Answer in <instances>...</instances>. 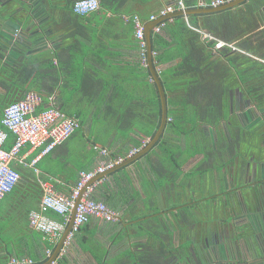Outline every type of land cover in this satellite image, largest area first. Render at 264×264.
I'll list each match as a JSON object with an SVG mask.
<instances>
[{"label":"crops","instance_id":"crops-1","mask_svg":"<svg viewBox=\"0 0 264 264\" xmlns=\"http://www.w3.org/2000/svg\"><path fill=\"white\" fill-rule=\"evenodd\" d=\"M254 1L257 0H244L232 7L235 13L242 11L243 19L247 17L250 21L256 18L259 24L256 29L244 31L246 23H242L234 38L239 36L238 39L242 40L249 37L257 43L255 36L259 33L264 47V0L258 9L253 10L252 6L246 12V6ZM172 3L170 0H152L143 7L138 6V9H143L145 18H150ZM68 6L69 0H0V68L4 66L19 72L14 78L15 84L4 91L0 89V94L13 101L29 90L43 97L52 96L65 113L80 120V128L63 144L40 157L34 165L31 162L40 149L27 146L21 149L17 162H13L17 170L39 165L40 169L34 168V171L51 181L56 191L63 195L71 191L80 171L92 170L104 160L93 150V143L109 148L112 156H125L126 159L132 148H139L143 141L150 139L142 137L136 129L152 127L158 111L157 86L152 75L147 73L148 56L146 65L141 62L132 17L122 11L106 9L79 15ZM184 17L188 22V17ZM175 26L172 17L160 32L151 31V35L156 33L168 42L167 47L157 48L159 53L163 51L165 60L153 66L161 82L162 76L177 65L180 57L189 50L194 52V46L187 41V33H177L176 37L172 35ZM201 40H204L203 34ZM156 55V51H151L152 61ZM81 82H84L83 86ZM168 85L163 84L167 121L171 120V113L179 110L178 102L174 100L177 90H170ZM140 99L143 102L137 105ZM133 114H136L135 120L129 118ZM181 125L185 126V122ZM81 130L83 136L75 141L74 137ZM164 130L161 143L105 176L104 182L93 192L94 197L119 213L117 220L106 222L101 218H91L71 238L58 264H99L94 256L99 255L101 249L106 251L104 260L119 258L126 248L114 250L112 246H121L125 241L132 238L138 240L146 234L147 222H151L146 221L147 216L159 217L158 223L153 225L154 229L164 225L160 227L163 230L161 233L168 234L166 226L169 221L164 214L169 206L165 207L163 200L160 203L163 212L154 214L155 205L162 189L171 184L172 171L176 177L183 172L182 163L187 148L178 144L186 138L184 135H179L174 141V134L166 125ZM163 143H169L175 152L171 155L163 153ZM177 148L179 151H176ZM136 184L141 190L134 188ZM20 188L22 190L16 200L0 206V264H9L12 257L18 256H29L35 264H42L52 256L59 240L50 242L28 226V212H24L23 202L29 190L24 183ZM151 196L152 201L145 205L144 200ZM40 197L33 199L32 209L38 206ZM18 210L22 211L21 215ZM130 223L138 225V230L131 232L132 228L127 227ZM96 241L98 245L93 246ZM46 249L51 251V256L47 257Z\"/></svg>","mask_w":264,"mask_h":264},{"label":"flooded vegetation","instance_id":"flooded-vegetation-1","mask_svg":"<svg viewBox=\"0 0 264 264\" xmlns=\"http://www.w3.org/2000/svg\"><path fill=\"white\" fill-rule=\"evenodd\" d=\"M229 94L226 115L209 123L202 108L201 126L184 138L194 153L184 156L181 178L172 171L166 210V228L180 226V239L154 240L174 247L165 264H264V104L237 86Z\"/></svg>","mask_w":264,"mask_h":264},{"label":"trees","instance_id":"trees-1","mask_svg":"<svg viewBox=\"0 0 264 264\" xmlns=\"http://www.w3.org/2000/svg\"><path fill=\"white\" fill-rule=\"evenodd\" d=\"M151 1L152 0H100L99 9H106L113 12L122 11L129 14L131 17L138 15L140 19L146 23L149 18H145L143 15L144 10L138 9V6L143 7ZM170 1L174 2V0ZM73 2L74 0H69V8H72ZM183 2L188 9L199 7V0H183ZM262 4V0L254 1L251 5L246 6V12L250 10L252 6V9L256 10ZM151 8L149 7V9ZM241 12L242 11L239 12L240 14L238 12L235 13L232 8H228L209 13H193L187 16L188 22H186L183 15H176L173 17L176 26L172 35L176 37L177 33H187V41L189 42V45L194 46V52L189 50L187 54L182 57L179 56L180 58L179 61H177V65L171 68L167 72L168 74L162 76V85L164 84L167 86L169 84L168 86H171L170 90H177L178 94L175 95L176 98L174 100L178 102L179 110L170 114L171 120L167 121L166 124L167 128L173 134L184 135L185 137L194 136L196 134L195 132L198 130V121L204 119L199 113L202 108H205V113L209 116L206 118V121L209 123L222 117V112H226V109H228L229 92L234 89L235 86L242 88L246 95L248 94L249 96H252V98L258 102L259 106L264 104V101L261 102L262 97L264 99V47L260 41L262 36L259 33L256 34L255 40L260 41H257V43H253L249 37L242 40L238 39L239 36L234 38L237 31L241 30L242 23H246L244 31L256 29L259 25L256 18H252L250 21H248L247 17H244L243 19V14H241ZM168 20L169 19L165 20V23ZM202 33H208L215 39H222L230 42L234 44L238 50H231L230 48L223 47L214 51L213 46L215 40H201ZM167 46L168 42L152 32L151 51L157 52V55L153 57V66H157L165 60L164 55L162 54L163 51L159 53L157 48L161 49V47L165 48ZM146 68L148 75L151 76L148 69L149 67L147 66ZM29 72H31V70ZM18 73V71L12 68L1 67L0 89L4 91L5 88L7 89L10 88L9 86L14 85V78ZM83 84L84 82H81V86H83ZM155 89L158 106L156 122L147 130L141 127L136 129L140 132L142 137L151 138L160 124L162 109L161 100L158 89L156 87ZM22 97H24V95L18 96L17 99ZM40 98L42 100L40 107L48 104V97L40 96ZM140 100V103H142L143 99ZM12 101L13 100H10L7 95L0 94V120L4 107ZM59 108L63 110L61 107ZM227 112L224 113V115H226ZM182 122L189 124V126L185 127L184 125H181ZM164 131L154 146L161 143V139L164 137ZM13 141V135L8 132L4 144L5 149H9L13 144ZM137 144L138 143L135 145ZM162 146L163 153H169V155H171L170 153L173 154L175 152L170 148L169 143H163ZM176 151H179V149L177 148ZM34 168L40 169L39 165H35L34 167L24 166L18 169L21 178L17 185L2 198L0 206H3V204H6L11 200H16L19 196V192L22 190L20 187L24 183L25 188L29 190V194L25 195L23 209L25 213L32 209L33 206L31 203L33 199H38L42 193L40 181L45 180L41 177L40 173L37 174L34 171ZM103 182L104 179L99 184ZM99 184L94 188V191H97ZM69 194L70 192H68L67 195ZM91 197L97 199L93 196V193L91 194ZM21 213L22 211L18 210V214L21 215ZM51 216L56 219H61L60 216L55 213H52ZM152 219L158 221L159 217L153 218L147 216L146 221ZM163 226L164 225H159L158 227L160 229V227L162 228ZM159 229L149 227L146 234L150 235L152 238H157L159 233H161V231L163 232V230ZM96 242L98 244V241ZM134 246H140L143 248V251L140 253L132 252L131 249H133ZM169 249H174V247L172 244L168 245L164 241H161L156 247H154V243L147 244L141 242L133 244L125 249V261L121 258H115L114 263L104 260L106 254L104 249H101L102 252L94 257L99 261V264H165Z\"/></svg>","mask_w":264,"mask_h":264},{"label":"built area","instance_id":"built-area-1","mask_svg":"<svg viewBox=\"0 0 264 264\" xmlns=\"http://www.w3.org/2000/svg\"><path fill=\"white\" fill-rule=\"evenodd\" d=\"M230 1L231 0H210L209 2H205L204 0H199L198 5L201 7H216ZM99 6L100 0H74L72 11L79 15H85L99 9ZM181 9H186L183 0H174L172 4L162 7L157 14H152L149 19L154 20L157 17L165 16L167 13ZM132 21L135 28V37L138 40L141 62L146 65L147 44L144 34V22H142L138 15H134ZM164 25L165 22L162 21L153 29L155 32H160ZM202 34L204 39L215 40L213 50H218L223 47L230 48L231 50H238V48L230 42L215 39L208 33ZM41 104L42 100L40 96L35 91L29 90L24 94V97L8 103L4 107L0 120V201L17 185L21 178L13 162H17L18 154L22 148L27 146L40 149L38 156L31 162V164L34 165L40 157L63 144L78 128H80V120L76 116L67 114L61 110L55 103L54 97H48V105L40 107ZM8 132L13 135L14 141L9 149H5L4 144ZM147 142L148 141H143L140 147H144ZM92 148L104 160L92 170L80 171L78 180L71 188L69 195L58 193L51 181H40L42 190L41 197L38 206L30 209L28 212V226L39 232L43 235V238L50 242L58 240L65 230L69 223L76 197L81 188H83L95 175L113 168L125 159V156H112L110 149L100 144L93 143ZM139 148H132L126 156H132ZM103 179L104 178H101L86 187L80 203L77 206L73 226L64 245L58 253V258L65 255L67 245L71 238L84 224L88 223L91 218L96 217L106 222H115L119 217V213L111 209L104 201L91 197L94 188L102 182ZM51 213L59 215L61 219L52 217ZM45 251L47 256H51V251L49 249ZM9 263L35 264L33 259L27 256L12 257ZM50 264H57V258Z\"/></svg>","mask_w":264,"mask_h":264},{"label":"water","instance_id":"water-1","mask_svg":"<svg viewBox=\"0 0 264 264\" xmlns=\"http://www.w3.org/2000/svg\"><path fill=\"white\" fill-rule=\"evenodd\" d=\"M242 1H244V0H231L230 2H228L226 4L219 5L216 7H197V8H193V9L186 8L184 10L181 9V10H177V11L167 13L165 16L157 17L156 19L151 20L144 25V34H145V39H146V44H147L148 66L150 68L153 80L156 83V86L158 88V92H159V96H160V100H161L162 112H161L160 124H159L157 130L155 131L154 135L148 140L146 146L143 149L139 150L133 156L126 158L123 162L115 165L113 168L107 169L104 172L95 175L90 181H88L85 184V186L83 188H81L78 196L76 197L74 207H73L72 212H71V217H70L69 223L67 224L65 230L63 231L52 256L45 263H42V264H50L55 259L59 250L61 249V247L65 243V241H66V239H67V237L71 231L73 223H74L77 206L80 203V200L82 198L83 193L86 190V187L89 186L90 184L96 182L97 180L104 178L105 176H107L111 172L130 164L131 162L138 159L140 156L144 155L147 151H149L154 146V144L158 141V139L160 138L161 134L164 131L165 125H166L167 120H168V114H167V110H166V95H165L163 85L160 81V78H159L156 70L154 69L153 63H152L151 45H150V35H151L152 29L156 25H158L160 22H162L163 20L172 18L176 15L188 16V15L193 14V13H209V12L220 11V10H224L227 8H232L236 5H238L239 3H241Z\"/></svg>","mask_w":264,"mask_h":264},{"label":"rangeland","instance_id":"rangeland-1","mask_svg":"<svg viewBox=\"0 0 264 264\" xmlns=\"http://www.w3.org/2000/svg\"><path fill=\"white\" fill-rule=\"evenodd\" d=\"M122 100H124V99H122ZM141 102V100H139L138 101V103H137V105H139V103ZM134 110H135V108H134ZM128 116H129V114H128ZM129 118H131V119H133V120H135L136 119V114H133L132 115V117H129ZM187 126H189V124H186L185 123V127H187ZM201 125L200 124H197V128L198 127H200ZM214 129V128H213ZM218 130L215 132V136H220V134H221V130H220V128H217ZM215 131V130H214ZM79 136H83V130H81V131H79L78 133H77V135H76V137H74L75 139V141H79ZM179 135H177V134H174L173 135V140L175 141H177L178 140V137ZM179 146H181V147H185V144H184V140L183 141H180L179 143ZM194 152V150H191V149H188L187 148V151H186V154H188V153H193ZM185 154V155H186ZM184 155V156H185ZM183 176V172H180V174H179V177L178 178H181ZM173 179V178H172ZM173 182V180H171V183ZM134 183H136V181H134ZM181 184H182V182H181ZM134 188H137V189H140L141 190V188H140V186L139 185H134ZM175 190L176 191V187H173V186H171L170 184H168V185H166V188L163 190L162 189V191L160 192L161 194H159V201H157V205H155V209H156V213H154V214H159V213H162L163 211H161L160 210V203H162L163 202V200L166 202L165 203V207L168 205L169 207L170 206H173L174 205V203H172L171 202V200H170V198L168 197V195H167V192H169V191H171V190ZM179 190H181L180 188H179ZM143 195V194H142ZM152 196L151 197H148L147 199H145L144 200V204L145 205H147V203L149 202V200L150 201H152ZM168 201V202H167ZM168 210H169V208H168ZM168 214L169 213H165L164 215L166 216V219L167 218H169L168 217ZM162 217V216H161ZM90 222V221H89ZM152 222V224H150ZM151 222L149 223V222H147V224H149L148 225V228L149 227H153V225H156L157 223H158V221L157 220H151ZM155 223V224H154ZM87 224V223H86ZM85 225V224H84ZM83 225V226H84ZM159 226V225H158ZM128 228H132V229H130V231L132 232L133 230H138V225L136 226V224L135 223H130V224H128V226H127ZM148 228H146V229H148ZM154 228V227H153ZM158 229H159V227H158ZM177 229V230H176ZM178 229H180V226H175V227H170V229H167V230H169V234L167 235V237L169 238V239H171L172 237L174 238V244H177L178 243V239H180V236H179V234H180V231L178 230ZM160 230V229H159ZM80 231V229L75 233V234H77L78 232ZM74 234V235H75ZM175 234V235H174ZM162 235L164 236L165 234L164 233H162ZM61 237V236H60ZM60 239V238H59ZM58 239V240H59ZM139 240H140V242H142V243H154V240H155V238H152L150 235H147V234H142V236L137 240V238H132V240L131 241H125L124 243H122V245L120 246V245H118V246H112V249H114V250H121V249H124V248H128L129 246H131V245H133V244H136L135 242H139ZM160 244V243H159ZM158 244V245H159ZM64 245V244H63ZM96 245H98L97 244V242H93V246H96ZM67 247H68V245H67ZM98 247V246H97ZM176 247V246H175ZM62 248V247H61ZM133 248H136L135 246L133 247ZM67 249V248H66ZM59 252H60V250H59ZM58 252V253H59ZM111 254V253H110ZM18 257H22V256H18ZM27 257H29V256H27ZM47 257H49V256H47ZM57 258V264H58V260H60L61 258H63V256L61 257V258H58V254H57V256L55 257V259ZM114 261H115V259H111L109 262H111V263H114ZM10 264V263H9Z\"/></svg>","mask_w":264,"mask_h":264}]
</instances>
